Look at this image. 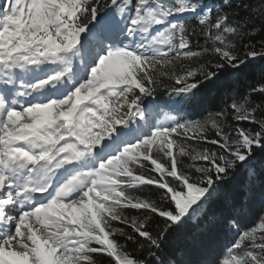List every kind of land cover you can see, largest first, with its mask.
Instances as JSON below:
<instances>
[{
    "label": "trees",
    "instance_id": "trees-1",
    "mask_svg": "<svg viewBox=\"0 0 264 264\" xmlns=\"http://www.w3.org/2000/svg\"><path fill=\"white\" fill-rule=\"evenodd\" d=\"M128 1L141 0H44L28 36L63 57ZM200 1L210 12L179 26L166 55L119 51L95 73L93 147L149 101L177 111L101 165L92 204L71 217L75 264H264V0Z\"/></svg>",
    "mask_w": 264,
    "mask_h": 264
},
{
    "label": "rangeland",
    "instance_id": "rangeland-1",
    "mask_svg": "<svg viewBox=\"0 0 264 264\" xmlns=\"http://www.w3.org/2000/svg\"><path fill=\"white\" fill-rule=\"evenodd\" d=\"M40 1L0 0V76L36 90L42 86L43 82L45 84L54 82L55 72L64 76H67V73L69 75L64 78V83L53 89L51 100L43 103L35 102L23 109L7 106V100H4L3 95L0 94V264H3L5 260L20 261L22 264L23 261L28 264H38V259L43 255L46 257L51 255L60 264H75L78 255L66 239L69 231L74 228L71 217L75 212L82 211L83 205L92 204L94 194L98 189L100 190L103 182L102 175L97 171V164L94 166L95 163H88L85 169L70 172L66 176L67 179H63L54 187V196L36 211H20L17 216H12L8 211L10 209L2 206L12 202L10 197L13 193L9 190L12 183L9 182V174L11 178L16 179L21 176L19 172L25 171V176H28L39 166L57 164L60 168L64 164L71 165L88 159V155L90 159L91 152L86 145H88V138L92 135V129L87 120L89 118L87 109L91 107L90 99L96 89L93 86L96 69L105 55L108 56L116 51V48L123 47L122 44L106 47V52L89 66L86 58L87 55L92 54L91 42L88 45H81L78 52H83V56L74 57L70 63L61 65L54 61L53 57L45 54L41 57L29 55L32 46L27 38L26 28L36 4ZM198 4L199 0L198 2L197 0H170V6L175 8L179 18L192 13L198 14L200 9L199 6L197 7ZM171 14L170 10L156 11L150 0H144L137 5L127 4L117 12L113 20L106 18L103 22L109 25L110 22L116 21L115 23L118 22L120 25L122 20V23L125 22L128 27L131 18H135L134 24L141 22L148 29L146 34L141 36L145 44L142 43L140 47L143 46L142 49L146 47V53L161 55L172 46L171 33L177 24L172 21V18L176 20L174 16L170 22ZM185 46L184 43L179 44L181 49ZM14 48H17V56L12 55L11 51ZM29 63L34 66H29ZM76 63L89 73L88 75L84 73L87 76L81 81L78 80L63 94L64 85L69 83L68 80L77 77L79 64L76 66ZM46 69L51 70L52 74L37 78L42 72H46ZM61 93L62 97H60ZM75 105H80L79 113L72 128L64 130L72 120ZM140 122H138L139 125ZM84 125L87 126L89 133L85 132ZM41 130H44L45 140L34 141L33 139L37 136L33 137V135H40ZM66 134H68L67 138L57 145V142ZM127 136L131 140L135 139L131 131ZM21 143L24 144L22 148L18 147ZM105 148L114 150L113 147L108 148L106 145L102 152H105ZM100 150L102 148L99 152ZM204 158L205 156L200 155L196 157V160L204 162ZM6 173L7 176L4 177ZM43 181H40L41 184H44ZM23 186L21 184L20 187ZM239 263L243 264L242 261Z\"/></svg>",
    "mask_w": 264,
    "mask_h": 264
},
{
    "label": "bare ground",
    "instance_id": "bare-ground-1",
    "mask_svg": "<svg viewBox=\"0 0 264 264\" xmlns=\"http://www.w3.org/2000/svg\"><path fill=\"white\" fill-rule=\"evenodd\" d=\"M176 17V18H175ZM174 18L177 20L179 19L178 15L174 16ZM181 18V17H180ZM150 27V25H148ZM148 29L146 28V25L144 26V32L146 33ZM119 31V29H118ZM111 33H109L110 35ZM15 65V63H14ZM29 66L33 67L34 65L32 63L28 64ZM16 66V65H15ZM61 81H64V78L60 77L57 80L55 79L54 83L51 86H48L45 89V93H52L53 89H55L57 86L60 85ZM66 86V85H65ZM39 89L44 88V87H38ZM0 90H1V94H5V93H12L15 90L19 91L21 90V92H17V95L15 96L17 99L15 100L14 103H17L20 106H23L24 104H26V102H32L34 95L36 94L35 90H29L27 88L19 87L17 86V84L14 83L13 80L9 79H5L4 77L0 76ZM48 97V95H47ZM42 100V99H41ZM73 165V164H72ZM58 165L57 164H51L49 166V169H47L49 172H47L46 168L41 169V170H36L35 174H33V176L30 178L28 185H29V189L27 191H25V194H29L31 195L32 198L36 197V195H40V197H45L48 193H49V189L50 187L55 184L56 179L58 178H62L65 175V170L64 169H57ZM69 166H71L69 164ZM73 167V166H72ZM60 170V171H59ZM59 174H55L58 173ZM38 176V179H37ZM39 179H46L47 181H44V186L45 187H41V182L39 181ZM40 183H39V182ZM18 182H16V185L18 186ZM14 201V202H13ZM12 203H14V209H18L17 206H21V201H19L18 199H14L12 200ZM23 209H25L23 206H21Z\"/></svg>",
    "mask_w": 264,
    "mask_h": 264
},
{
    "label": "water",
    "instance_id": "water-1",
    "mask_svg": "<svg viewBox=\"0 0 264 264\" xmlns=\"http://www.w3.org/2000/svg\"><path fill=\"white\" fill-rule=\"evenodd\" d=\"M78 110H79V107H76V108L74 109V117L76 116Z\"/></svg>",
    "mask_w": 264,
    "mask_h": 264
}]
</instances>
